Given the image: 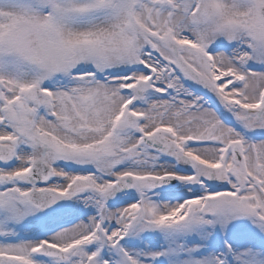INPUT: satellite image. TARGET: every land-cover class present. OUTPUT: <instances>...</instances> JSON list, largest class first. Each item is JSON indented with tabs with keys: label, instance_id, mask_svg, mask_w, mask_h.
I'll list each match as a JSON object with an SVG mask.
<instances>
[{
	"label": "snow or ice",
	"instance_id": "1",
	"mask_svg": "<svg viewBox=\"0 0 264 264\" xmlns=\"http://www.w3.org/2000/svg\"><path fill=\"white\" fill-rule=\"evenodd\" d=\"M0 264H264V0H0Z\"/></svg>",
	"mask_w": 264,
	"mask_h": 264
}]
</instances>
